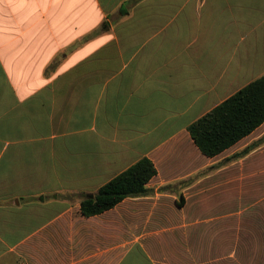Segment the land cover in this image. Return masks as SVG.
<instances>
[{
	"label": "crops",
	"instance_id": "0c3cea01",
	"mask_svg": "<svg viewBox=\"0 0 264 264\" xmlns=\"http://www.w3.org/2000/svg\"><path fill=\"white\" fill-rule=\"evenodd\" d=\"M262 75L264 0H0V264H196L213 219L264 248V142L208 171L264 122L214 157L187 129ZM142 157L151 194L80 213Z\"/></svg>",
	"mask_w": 264,
	"mask_h": 264
},
{
	"label": "trees",
	"instance_id": "16d2710c",
	"mask_svg": "<svg viewBox=\"0 0 264 264\" xmlns=\"http://www.w3.org/2000/svg\"><path fill=\"white\" fill-rule=\"evenodd\" d=\"M264 122V75L252 80L227 97L187 127L189 135L206 157H214L250 134ZM254 141L226 160L239 158L258 146ZM156 174L147 157H142L111 178L79 203L83 216L99 214L114 207L127 197H140L152 193L146 183ZM165 189V187L160 190ZM183 204L180 197L179 205Z\"/></svg>",
	"mask_w": 264,
	"mask_h": 264
},
{
	"label": "rangeland",
	"instance_id": "374dc122",
	"mask_svg": "<svg viewBox=\"0 0 264 264\" xmlns=\"http://www.w3.org/2000/svg\"><path fill=\"white\" fill-rule=\"evenodd\" d=\"M259 140H263L264 142V135L254 141ZM226 157H230V154L218 160L216 163L211 164L208 171L213 174L219 168L227 167L224 170L226 183L233 184V163L235 159L227 161ZM261 175L264 177L263 173ZM263 186L256 192L257 199L255 203L252 200L251 203L248 204V207H252L248 211L251 213L256 212L259 218L257 223L261 224V226H264ZM208 195L210 199H217L219 193L218 190H213L208 193ZM212 210H214V208H212ZM262 229H264V227ZM236 233H238V229H236L234 218H231L226 223H222V221L219 222L218 219H213L209 223L196 225L187 233L188 246L189 248H193L195 254L193 256V262L196 264H264L262 252L264 248L255 246V242L245 235L239 238V235L237 236ZM191 260L189 262H191Z\"/></svg>",
	"mask_w": 264,
	"mask_h": 264
}]
</instances>
